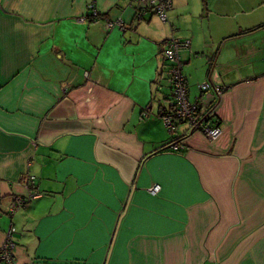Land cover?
Segmentation results:
<instances>
[{"label": "crops", "instance_id": "obj_1", "mask_svg": "<svg viewBox=\"0 0 264 264\" xmlns=\"http://www.w3.org/2000/svg\"><path fill=\"white\" fill-rule=\"evenodd\" d=\"M172 2L161 22L136 19L140 0H0V246L12 225L15 264H264V0ZM89 3L96 21L78 22ZM171 36L189 40L190 101L203 80L224 88L206 99L221 135L185 132L178 152L159 114Z\"/></svg>", "mask_w": 264, "mask_h": 264}, {"label": "built area", "instance_id": "obj_2", "mask_svg": "<svg viewBox=\"0 0 264 264\" xmlns=\"http://www.w3.org/2000/svg\"><path fill=\"white\" fill-rule=\"evenodd\" d=\"M142 3L136 10V19L140 20L142 15L147 11H153L161 22H166L167 13L172 8V0H140ZM90 10L89 16L79 17L78 22L96 21L98 15L92 3L88 4ZM125 30L126 25L121 19H105L103 28ZM189 47V40L177 37H169L160 43V53L166 62V71L168 82L170 84V99L166 108L162 109L159 114L163 121L164 127L170 134H176L175 140L171 141L168 148L171 151L178 152L185 149L182 136L187 133H200L207 140L214 141L222 133L218 120L213 113V104H208L206 99L212 94L214 100H218L223 94L224 88L212 84L209 80H203L197 84L198 96L196 100L188 99V84L182 73L183 62L180 58V51ZM179 126L184 127L182 134H177ZM178 135V136H177ZM158 184H152L147 188L151 194L159 191ZM31 197V195H30ZM29 198L16 196L13 198L9 214H14L19 208L26 205ZM15 229L10 225L5 233V239L0 246V263L15 264L13 233Z\"/></svg>", "mask_w": 264, "mask_h": 264}, {"label": "trees", "instance_id": "obj_3", "mask_svg": "<svg viewBox=\"0 0 264 264\" xmlns=\"http://www.w3.org/2000/svg\"><path fill=\"white\" fill-rule=\"evenodd\" d=\"M263 26H264V23L261 24V25H258L257 27H255L254 30H255V29H258V28H261V27H263ZM252 30H253V29H251V30H249V31L251 32ZM27 185H28V184H27ZM28 186H29V188H30V185H28Z\"/></svg>", "mask_w": 264, "mask_h": 264}]
</instances>
